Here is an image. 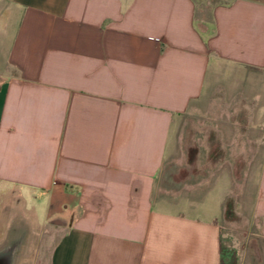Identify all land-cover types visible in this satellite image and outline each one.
<instances>
[{
  "label": "crops",
  "instance_id": "0c3cea01",
  "mask_svg": "<svg viewBox=\"0 0 264 264\" xmlns=\"http://www.w3.org/2000/svg\"><path fill=\"white\" fill-rule=\"evenodd\" d=\"M195 10L0 0V264L16 253L17 215L63 224L47 264H236L225 195L205 209L165 167L174 119L221 65L264 73V0L216 4L201 25ZM252 221L264 245V144Z\"/></svg>",
  "mask_w": 264,
  "mask_h": 264
},
{
  "label": "rangeland",
  "instance_id": "374dc122",
  "mask_svg": "<svg viewBox=\"0 0 264 264\" xmlns=\"http://www.w3.org/2000/svg\"><path fill=\"white\" fill-rule=\"evenodd\" d=\"M227 1L194 0L196 22L211 21L212 8ZM217 71L202 97L174 119L172 159L165 168L171 180L190 179L188 187L200 191L205 209L216 210L225 195V252L236 264H264V245L252 221L264 144V73L243 74L226 65ZM56 226H36L29 216L17 215L11 233L20 238L11 264H47L49 248L62 233L63 224Z\"/></svg>",
  "mask_w": 264,
  "mask_h": 264
},
{
  "label": "trees",
  "instance_id": "16d2710c",
  "mask_svg": "<svg viewBox=\"0 0 264 264\" xmlns=\"http://www.w3.org/2000/svg\"><path fill=\"white\" fill-rule=\"evenodd\" d=\"M207 24L209 23V22H206ZM210 26V25H209Z\"/></svg>",
  "mask_w": 264,
  "mask_h": 264
},
{
  "label": "bare ground",
  "instance_id": "6f19581e",
  "mask_svg": "<svg viewBox=\"0 0 264 264\" xmlns=\"http://www.w3.org/2000/svg\"><path fill=\"white\" fill-rule=\"evenodd\" d=\"M14 243V242H13ZM13 245V244H12ZM12 247V246H11Z\"/></svg>",
  "mask_w": 264,
  "mask_h": 264
}]
</instances>
